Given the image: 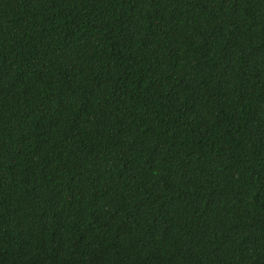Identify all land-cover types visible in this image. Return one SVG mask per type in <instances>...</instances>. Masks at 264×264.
Instances as JSON below:
<instances>
[{
    "label": "trees",
    "instance_id": "16d2710c",
    "mask_svg": "<svg viewBox=\"0 0 264 264\" xmlns=\"http://www.w3.org/2000/svg\"><path fill=\"white\" fill-rule=\"evenodd\" d=\"M0 264H264V0H0Z\"/></svg>",
    "mask_w": 264,
    "mask_h": 264
}]
</instances>
